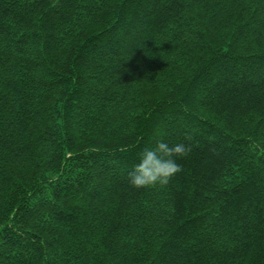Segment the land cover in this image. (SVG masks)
I'll return each mask as SVG.
<instances>
[{
  "label": "trees",
  "instance_id": "trees-1",
  "mask_svg": "<svg viewBox=\"0 0 264 264\" xmlns=\"http://www.w3.org/2000/svg\"><path fill=\"white\" fill-rule=\"evenodd\" d=\"M0 264H264V0H0Z\"/></svg>",
  "mask_w": 264,
  "mask_h": 264
},
{
  "label": "clouds",
  "instance_id": "clouds-1",
  "mask_svg": "<svg viewBox=\"0 0 264 264\" xmlns=\"http://www.w3.org/2000/svg\"><path fill=\"white\" fill-rule=\"evenodd\" d=\"M191 151V146L184 143L169 145L160 141L155 148H145L141 159L131 172L130 183L134 187H146L155 184L167 185L172 176L182 170L174 157L186 156Z\"/></svg>",
  "mask_w": 264,
  "mask_h": 264
}]
</instances>
